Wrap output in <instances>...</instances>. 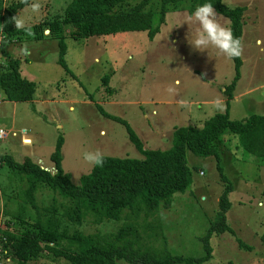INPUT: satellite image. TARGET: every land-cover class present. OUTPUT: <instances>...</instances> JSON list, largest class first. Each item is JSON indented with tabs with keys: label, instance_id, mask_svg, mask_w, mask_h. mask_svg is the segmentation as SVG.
<instances>
[{
	"label": "rangeland",
	"instance_id": "1",
	"mask_svg": "<svg viewBox=\"0 0 264 264\" xmlns=\"http://www.w3.org/2000/svg\"><path fill=\"white\" fill-rule=\"evenodd\" d=\"M22 0H5V5ZM72 0H27L17 16L31 15V26L52 22L63 15ZM32 3L39 12L28 10ZM228 8L244 7L241 38L242 62L239 79L227 101L225 88L234 78L231 59L215 48L196 52L187 43L195 25L185 24L187 11L170 12L159 33L149 40L145 32H126L106 37L64 39L66 73L58 64V40H35L31 32L20 34L9 49L0 52V73L6 60L19 61L20 74L36 85L30 102H9L0 91V130L11 133L0 139V156H10L21 164L29 159L53 175L50 160L59 137L63 139L62 168L74 186L92 168L83 160L84 152L99 150L104 157L142 160L128 140L125 128L100 114L129 124L147 150L171 147L175 128L196 126L227 111L231 121L252 115L264 116V0H222ZM218 22L229 27L221 15ZM15 28L13 23L12 25ZM12 46V47H11ZM4 59L3 63L1 60ZM104 77H108L105 84ZM219 105V106H218ZM26 130V135L20 132ZM31 145H23L24 139ZM28 144V142H25ZM222 172L231 184L230 209L226 224L233 234L212 233L206 243L210 258L203 264H264V158L245 153L237 137L226 131L215 144ZM191 186L176 194L155 214L140 216L135 225L144 247L164 248L172 256L198 259L205 255V236L215 221L218 201L225 184L221 182L215 157H198L186 152ZM27 185L8 168H0V229L6 227L19 206L34 216L24 195ZM54 195L44 186L35 194L39 209L52 206ZM57 197V196H55ZM55 207L62 200L57 197ZM127 221H104L94 225L88 219L78 227L63 220L61 230L113 236ZM134 223V222H133ZM11 228H15L11 226ZM241 241L250 249L242 248ZM0 264H16L9 252L0 249ZM29 264H68L42 253ZM116 264H127L118 261Z\"/></svg>",
	"mask_w": 264,
	"mask_h": 264
},
{
	"label": "trees",
	"instance_id": "2",
	"mask_svg": "<svg viewBox=\"0 0 264 264\" xmlns=\"http://www.w3.org/2000/svg\"><path fill=\"white\" fill-rule=\"evenodd\" d=\"M29 1V0H28ZM210 2L218 15L226 18L233 36L241 41L244 7L228 8L222 0H72L63 15L52 22H39L30 30H17L13 18L18 10L28 3L5 5L0 0V29L6 35V44L20 34L31 32L35 40L53 37L58 40V64L66 73L69 70L64 62L65 38L73 40L106 37L126 32H145L152 40L165 23L170 12L185 10L188 15L197 5ZM234 78L225 88L227 101L232 99V91L239 79L240 56L231 59ZM105 84L108 77H104ZM36 85L20 74L19 61L7 59L0 73V91L9 102H30L33 100ZM98 111L107 119L121 124L128 140L143 156L142 160L105 157L103 167L92 168L91 172L80 178V184L74 186L70 176L62 168L63 139L58 138L50 160L55 169L53 175L26 159L21 164L10 156H0V168L6 167L19 176L27 187L24 195L28 205L34 210V216L19 206L0 229V249L9 252L16 264H29L39 259L42 253L60 258L68 264H203L210 258V249L206 243L212 233L233 234L226 224V213L230 209L228 194L232 187L219 165V156L215 144L229 131L237 137L241 149L257 158H264V116L252 115L241 121H231L227 111L204 122L202 127H178L173 130L171 147L164 151L147 150L127 122L107 114L100 106ZM198 157H215L221 182L225 184L218 201V212L205 236V255L198 259L172 256L164 248L144 247L138 237L135 225L140 217H148L168 205L176 194H184L191 186V174L186 163V152ZM44 186L53 195L52 206L39 209L35 194ZM62 202L55 207L57 197ZM88 219L94 225L104 221L124 223L108 239L97 235H85L75 232L69 236L61 230L63 220L82 226ZM134 222V223H133ZM11 226L15 228H11ZM260 240L264 246V232ZM242 248L250 247L238 241Z\"/></svg>",
	"mask_w": 264,
	"mask_h": 264
},
{
	"label": "clouds",
	"instance_id": "3",
	"mask_svg": "<svg viewBox=\"0 0 264 264\" xmlns=\"http://www.w3.org/2000/svg\"><path fill=\"white\" fill-rule=\"evenodd\" d=\"M27 3V0H25ZM39 3H32L28 6L30 13H37L40 10ZM217 12L213 4L205 2L197 5L183 23L193 24V32L187 34V43L196 52H207L209 48H215L226 58L233 59L241 55V41L233 36L230 27L221 25L217 20ZM31 15H21L13 18L17 30H30ZM2 31V29H0ZM219 106V105H218ZM83 160L91 168L103 167L105 163L104 155L99 151L84 152Z\"/></svg>",
	"mask_w": 264,
	"mask_h": 264
},
{
	"label": "built area",
	"instance_id": "4",
	"mask_svg": "<svg viewBox=\"0 0 264 264\" xmlns=\"http://www.w3.org/2000/svg\"><path fill=\"white\" fill-rule=\"evenodd\" d=\"M6 40H7V37H6V35L2 32V31H0V52H1V50H2V45H3V43H5L6 42ZM1 101V100H0ZM11 135L12 137H16L17 136V134L15 133V132H11V133H7V132H4V131H2V130H0V139H4L6 136H8V135ZM20 134L22 135V136H25L26 135V130H22L21 132H20Z\"/></svg>",
	"mask_w": 264,
	"mask_h": 264
},
{
	"label": "crops",
	"instance_id": "5",
	"mask_svg": "<svg viewBox=\"0 0 264 264\" xmlns=\"http://www.w3.org/2000/svg\"><path fill=\"white\" fill-rule=\"evenodd\" d=\"M5 1V0H4ZM15 42V39H13V41H12V43H14ZM11 45V44H10ZM10 45H7V46H5L4 48H3V54H4V59L7 57V55H5V53H4V51L6 50V49H9V47H10ZM12 47V46H11ZM2 51V50H1ZM4 59H2L1 61L4 63L5 62V60ZM25 142H28V144L27 143H25ZM32 144V139L31 138H28V139H24L23 140V145H31Z\"/></svg>",
	"mask_w": 264,
	"mask_h": 264
},
{
	"label": "water",
	"instance_id": "6",
	"mask_svg": "<svg viewBox=\"0 0 264 264\" xmlns=\"http://www.w3.org/2000/svg\"><path fill=\"white\" fill-rule=\"evenodd\" d=\"M45 34H48V31H45Z\"/></svg>",
	"mask_w": 264,
	"mask_h": 264
}]
</instances>
